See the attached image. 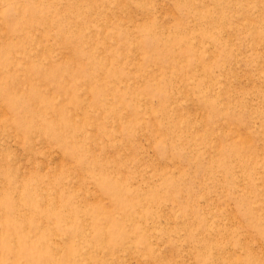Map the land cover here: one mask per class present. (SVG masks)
Masks as SVG:
<instances>
[{
  "label": "rangeland",
  "instance_id": "1",
  "mask_svg": "<svg viewBox=\"0 0 264 264\" xmlns=\"http://www.w3.org/2000/svg\"><path fill=\"white\" fill-rule=\"evenodd\" d=\"M0 264H264V0H0Z\"/></svg>",
  "mask_w": 264,
  "mask_h": 264
}]
</instances>
